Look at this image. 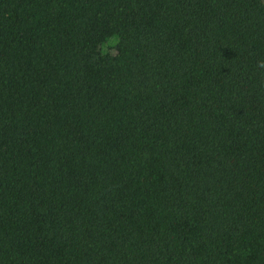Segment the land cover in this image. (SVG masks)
Instances as JSON below:
<instances>
[{
	"label": "trees",
	"instance_id": "1",
	"mask_svg": "<svg viewBox=\"0 0 264 264\" xmlns=\"http://www.w3.org/2000/svg\"><path fill=\"white\" fill-rule=\"evenodd\" d=\"M0 264H264V0H0Z\"/></svg>",
	"mask_w": 264,
	"mask_h": 264
}]
</instances>
